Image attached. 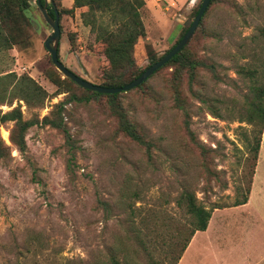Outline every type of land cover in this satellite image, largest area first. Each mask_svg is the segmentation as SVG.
Segmentation results:
<instances>
[{
	"label": "rangeland",
	"instance_id": "374dc122",
	"mask_svg": "<svg viewBox=\"0 0 264 264\" xmlns=\"http://www.w3.org/2000/svg\"><path fill=\"white\" fill-rule=\"evenodd\" d=\"M52 1L59 13V61L81 79L101 83L108 65L102 44L81 23L83 10H71L72 0ZM199 3L148 0L139 11L144 37L133 48L138 70L174 44ZM24 15L28 39L0 52V76L27 75L46 97L39 107L15 99L0 104L1 113L19 105L22 120L39 121L25 132L23 152L9 140L13 123L0 125L8 149L0 161V264H172L191 230L178 205L183 192L205 208L229 206L241 200L258 162L264 179V133L252 160L249 127L238 121L243 97L264 81V0H215L208 7L189 48L215 64L220 81L198 72L190 95L181 80L186 125L174 107L171 67L119 94L127 120L151 144L149 159L117 131L105 98L66 101L88 95L48 79L54 68L43 41L51 30L35 0ZM239 66L253 74H236ZM59 103L69 143L40 124Z\"/></svg>",
	"mask_w": 264,
	"mask_h": 264
},
{
	"label": "trees",
	"instance_id": "16d2710c",
	"mask_svg": "<svg viewBox=\"0 0 264 264\" xmlns=\"http://www.w3.org/2000/svg\"><path fill=\"white\" fill-rule=\"evenodd\" d=\"M30 1L33 0H0V52L7 51L12 47L22 46L26 43L28 39V20L24 15V11L28 8ZM213 2H215V0H209L191 38L194 33L201 28L205 13ZM40 3H42V0H40ZM199 5L200 3L192 11L191 18L195 16ZM143 6V0H72L71 10H83L79 14L82 25L88 28L92 40L103 46L102 54L108 67L101 74L102 82L96 85L109 88L121 87L135 79L146 67L161 57L160 56L157 59L152 58L149 60L148 65L141 70H138L134 64L133 48L137 41L144 37V27L139 13ZM46 10L48 15L52 17L50 6L47 7ZM64 11L68 12L67 10ZM189 24L190 22L181 29L174 44L185 33ZM259 33L264 37V29H260ZM191 38L188 43L179 50V52L152 74L154 75L166 67L172 68L171 74L174 84L171 91L173 95V103L174 107L183 116L184 125L187 123L188 111L185 99L182 97L179 88L181 80L185 78V85L190 95L192 94L191 87L195 83V78L198 72H208L212 75L214 80L220 81V78L215 79V77H217L215 64L203 57L196 56L190 50L189 42ZM173 45L168 50H170ZM235 72L240 76H251L253 74L251 69H245L243 66L237 67ZM59 76L61 75L53 69L52 73L48 75V79L57 88L63 86L68 88V85H72L77 90L88 95L86 97L77 98L72 94L67 98V102L73 101L86 103L91 97L105 98L106 106L116 120L117 131L129 141L142 148L146 157L149 159V148L151 147V144L146 141L144 137L138 133L137 129L127 120L119 103L120 93L112 95L96 94L81 89L65 78L59 79ZM144 82L135 88L141 87ZM0 86H2L0 89V104H11L15 99L24 102L27 107H39L42 105V102L46 97L45 91L27 75L15 76L12 72H2V75L0 76ZM5 93L8 94L7 98H4ZM61 111L62 103H59L54 106V110L51 113L52 116L43 117L40 120V124L47 125L57 130L63 135L65 143H69L68 133L60 117ZM210 113L213 117H217L216 113ZM238 115V121L244 122L249 127V140L247 141V145L252 153V160H255L259 148L260 137L261 134L264 133V81L249 88V96L243 97ZM6 122L13 123L9 132V140L11 144L15 146L18 152H23L25 150V132L30 127L37 125L39 121L36 118L22 120L19 105H17L7 112H0V125ZM7 156L8 149L0 140V161ZM250 181L251 178L247 181V187L241 200L234 201L229 206H237L245 203ZM178 205H183L185 213L190 217L189 225L191 230L185 238L180 251L174 258L172 264H175L177 261L192 233L194 231L204 230L210 212L213 209L229 207L213 204L210 207L205 208L200 204H195L194 198L187 192L181 194V197L178 200Z\"/></svg>",
	"mask_w": 264,
	"mask_h": 264
},
{
	"label": "crops",
	"instance_id": "0c3cea01",
	"mask_svg": "<svg viewBox=\"0 0 264 264\" xmlns=\"http://www.w3.org/2000/svg\"><path fill=\"white\" fill-rule=\"evenodd\" d=\"M259 165L245 203L213 209L204 230L192 233L175 264H264V179Z\"/></svg>",
	"mask_w": 264,
	"mask_h": 264
},
{
	"label": "water",
	"instance_id": "95a60500",
	"mask_svg": "<svg viewBox=\"0 0 264 264\" xmlns=\"http://www.w3.org/2000/svg\"><path fill=\"white\" fill-rule=\"evenodd\" d=\"M37 9L43 18L45 24L50 28L51 33L47 38L43 41V48L45 49L46 53L49 56L50 63L52 67L61 75L62 78L69 80L70 82L74 83L76 86L80 87L89 92H94L100 95H112L118 93H124L128 90L135 88L142 84L146 79H148L156 70L162 67L166 62H168L179 50L185 46L189 39L194 32L200 17L202 16L203 12L205 11L209 0H201L199 8L192 18L187 30L181 36V38L173 45V47L168 50L165 54H163L158 60L154 63L146 67L135 79L130 81L129 83L117 87V88H109V87H101L96 84L89 83L80 77L76 76L72 72H70L66 67L62 65V63L57 58V47L59 41V15L55 8V5L52 0H35ZM47 4L50 6L52 11V17L47 13Z\"/></svg>",
	"mask_w": 264,
	"mask_h": 264
}]
</instances>
